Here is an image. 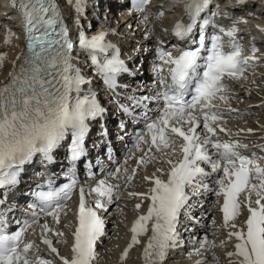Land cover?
Returning a JSON list of instances; mask_svg holds the SVG:
<instances>
[{
  "label": "snow or ice",
  "instance_id": "6c2138e0",
  "mask_svg": "<svg viewBox=\"0 0 264 264\" xmlns=\"http://www.w3.org/2000/svg\"><path fill=\"white\" fill-rule=\"evenodd\" d=\"M132 2L136 11L144 12L148 0ZM83 3L84 0H75L77 13H83ZM212 3L213 0H187L184 18L173 28L175 37L195 47L185 48L178 56L157 50L162 62L158 70L163 72V66H169L168 77L160 80L162 90L156 99L162 104L155 118L149 119L147 112L144 113L146 131L137 135L136 147L139 150L141 144H146L149 145L148 153L155 149L165 155L169 170L166 180L155 174L144 177L152 185L147 193H128L129 197L138 196L142 202L146 199L149 203L146 213L132 223L131 241L120 257L121 262L134 245L141 243L140 237L150 231L143 247V264H164L169 251L182 244L177 230L181 212L187 216V210L192 207L190 199L211 192L217 198L222 197L219 210L223 226L235 229L227 233L229 239L235 240L234 252L226 253L229 264H264V166L258 163L264 157L255 154L249 157L238 150L247 145L232 139L223 126V111L215 103H227L229 89L223 83L224 78H241L256 50L252 49L253 56L241 59L236 28L225 30L212 24L211 17L217 15L216 12L209 15ZM19 7L26 50L13 62L7 80L0 82V190L15 187L25 166L33 163L35 157L39 156L46 164L52 163L53 153L66 140L70 141L69 167L65 173L68 183L56 188L49 181L47 190L35 192L36 203L28 205L32 210L30 219H26L19 230L9 231L6 216L11 209H0V264H54L52 259L36 252L29 255L34 243L26 241L25 235L34 225L40 228L41 242L61 264H95L97 241L105 234V220L100 212H107L114 199H120L115 195L119 185L106 179L95 180L92 176L89 178L94 179V186L81 184L75 167L85 155L89 122L101 116L104 109L92 89L84 88L91 81L72 62L74 44L68 38L54 0H20ZM163 15L161 11L157 18ZM143 18L148 20V15ZM210 26L218 27L220 34L207 35ZM223 37L229 38L227 51ZM10 40L11 32L6 30L5 45ZM77 46L88 55L95 74L110 89L116 87L117 76L128 71L113 45L105 42L104 33L88 37L81 31ZM5 60L6 56L0 54V67ZM141 103L137 101L134 107H140ZM123 111L132 116L129 108ZM201 126L203 131H197ZM218 132L229 138L221 140ZM178 139L182 141L178 145L180 158L173 160L172 156L177 155ZM168 149L171 152L166 151ZM137 163L143 164V157ZM120 171L117 168L111 174L113 179ZM157 172L163 174V169L158 168ZM135 174L134 168L132 175L127 176L128 182ZM77 190L79 203L71 255L64 257L60 256L49 235L62 238L65 233L54 230L48 223L40 224L39 220L43 215L60 224L61 214L67 215V201ZM4 203L5 199L0 198V205ZM135 208L139 210L141 204L137 203ZM244 208L247 217L243 226H238L235 221ZM212 247L214 244L205 237L194 254L199 255ZM232 257L238 259L232 260ZM196 264L204 262L196 261Z\"/></svg>",
  "mask_w": 264,
  "mask_h": 264
},
{
  "label": "bare ground",
  "instance_id": "6f19581e",
  "mask_svg": "<svg viewBox=\"0 0 264 264\" xmlns=\"http://www.w3.org/2000/svg\"><path fill=\"white\" fill-rule=\"evenodd\" d=\"M261 3L258 4L261 8H264V0H260ZM64 11L66 12L67 10L70 9V6H71V0H64ZM6 4V3H5ZM7 9V8H6ZM144 15L145 13L144 12H140L139 15L137 16H133L127 20H125L126 23H128L129 21H132L133 20V25H134V22L137 24V28H139V30H137L138 32H136L137 34L139 33V35L142 37L141 39H139L138 41L141 42L142 39H144V41L148 42L149 44H152L154 43L157 39H160L162 41H165L167 42L168 44L167 45H170V43L168 42V39L169 37L172 36L171 34V27L170 25L168 24V22L166 20H163V18H157V20H155L156 22H152L151 19H153L152 16H149L148 15V20H144ZM117 17V18H116ZM127 16L123 15V14H115V18H114V21L113 23L115 25H117V23L119 21H123L124 18H126ZM123 24V23H122ZM109 30H106L105 32H110V31H113L114 29L112 27L109 26ZM249 28H251V26H249ZM6 30L7 31H10L11 32V40H10V43L5 45L4 43V37H5V34H6ZM128 30V31H127ZM129 30H131V28L128 29V27L125 26V29H123V27L117 31L120 32V35L122 36L123 35V38L125 36V34H128L129 33ZM127 31V32H125ZM152 31V32H151ZM18 32L17 31V27L15 25H12L10 24V22L8 23L7 21H3V23L0 25V54L2 55H5L6 56V60L3 64V67H0V82H5L8 78V73L10 71L13 70L12 68V65H13V62L16 61V58L17 56L21 55V53L23 52L22 50V47H21V43L19 42V35H18ZM151 33H155V35L157 36H151L150 34ZM136 35V34H134ZM150 35V36H149ZM115 36V34L112 36V38ZM107 37L109 38V33L107 35ZM125 41V40H124ZM264 61V60H263ZM255 65H258V66H254L255 68H248V70H252V71H258L260 73H263L262 76H259V82L257 84V82L253 81L252 78L250 77V73L249 71L248 72H245L244 75L239 78V79H235V81H240L242 82L244 85L246 86H252L253 88H256L257 91L258 90H261V94L264 95V67L262 65H259L257 63H255ZM133 70V68H132ZM149 72H152V70H149ZM150 84H154V77L152 76L153 74L150 73ZM231 81V80H230ZM236 84H233L231 85V82H227L226 86L227 88L229 89V100L231 103L229 104H232V106L234 107L235 104H239L241 107L240 109L236 110V111H232V112H229L227 109H224L222 110L223 111V114L225 116V122L223 123V126L228 130V133L231 134V137L232 139L234 140H238L240 142V140L236 137L240 136L242 133H240V130L241 129H244L245 127H249L250 129H255L256 131H252L250 132V136H247V137H257V136H263L262 134H264V106L262 105H258L256 106V108L254 107H251V106H247V105H244L243 102H252L253 100H256L253 98L252 94L253 92L252 91H249L244 85H241L240 88L239 87H235ZM258 85V86H257ZM232 86V87H231ZM257 86V87H256ZM153 88V86L151 87ZM146 92H144L143 94H145ZM141 94V95H143ZM242 99V100H241ZM259 100V99H257ZM243 103V104H242ZM264 103V102H263ZM246 113H249L248 115ZM254 113V114H252ZM243 115H245V117H243ZM248 118L252 119L254 118L255 120H258V124L257 126L255 125V123L252 121V120H248ZM254 120V121H255ZM253 122V123H252ZM257 123V122H256ZM238 130V131H237ZM199 132H202V128H200L198 130ZM98 135V133H96ZM235 134H239V135H235ZM218 136L221 140H227L229 138V136H227L226 134H221L218 132ZM93 138H97L99 139L100 137L98 136H93ZM108 140L110 141V144H107V145H114V146H117V143L115 142V139L113 136L109 135V138ZM244 140H241V143L243 142ZM94 142L96 143L97 141L94 140ZM262 146H264V141H259L257 140L256 141V145L259 146L260 143H262ZM240 143V144H241ZM92 144V143H91ZM144 149L145 147L142 145H140V148L139 149ZM137 147L136 145L134 147H132V149L130 148L129 151L127 152L126 155H122V158H129V153L133 152L136 156V158H138V152H137ZM239 151H241V149H238ZM116 151L118 152L119 151V146L116 147ZM166 151H169L171 152V149H168ZM177 151V150H176ZM253 152H257L255 151L254 149L251 150ZM241 153H247L246 151H241ZM156 156L158 157H164V158H167L165 155H163L162 153L160 152H157V154H155ZM177 155H175L176 157ZM156 157V158H158ZM174 157H172L173 159ZM105 160L103 161L104 163V167H106V172H110V175H106V180L109 182V183H112V184H116V183H121V187L122 188H125V189H120V188H117L116 191H115V195L116 196H119L120 199L119 200H115L113 201V203L116 204V213L117 215H122V219L120 220H123V227L120 226L119 224H117V221L116 220H113L111 217L109 218L108 216L111 215L110 213H112V210L114 209L112 207L113 203L110 205V208L108 206V211L107 212H104V214L108 217L106 220H107V229H108V232L112 230V233L110 234V236H112V238H115V234L118 236L116 230V225H119L121 228V231L119 233H122L123 236L125 237V239L121 242V243H118L116 241H118L117 239L114 240H111L109 243V245L112 244L111 247L115 246V244H117V248L114 247V249H117L115 251V260H116V264H126V263H123L124 261L126 262L129 257L132 256V253L134 255V252H133V248H131L129 251H128V255L127 257L123 260V262H121V255H122V251L125 250V247H126V244L127 243H130L131 241V232H130V226H129V218L132 214L131 210H134V207L137 203H140L141 205L143 204L141 199L138 197V196H134V197H129L128 193L130 192H134V193H137V192H143L145 189H146V185L148 183V181H145L144 180V176L145 174H150L149 171L147 170L148 166L145 165L143 167V170H141V168H139L138 170V173L135 174V176L133 177L132 181L131 182H128L127 180V176H129L130 173H132V165L131 164H126V163H122L120 162L119 165L117 167H115V163H110L108 162L106 159L107 158H104ZM147 163V161H146ZM158 166V165H157ZM117 168H120L121 171L120 173L117 175V177L115 179H113L111 173L115 172V170ZM104 172V174L106 173ZM29 174V173H28ZM103 175V174H101ZM99 176V175H98ZM25 180V177L22 176L21 177V180L19 182L20 184V188L23 187V182ZM129 185L130 187H127L126 186ZM95 196V194H93V197ZM213 198L216 199L217 197L215 195H213ZM198 199V202H196L195 200ZM203 199H208V194L206 193H202L200 196L198 197H195V199H191L190 201H192L193 205L196 203V206L194 207L195 208V213H200L201 215H205V213L207 212V207H203L204 205L201 204V208H197V205L198 203H201ZM214 199L212 201H214ZM125 203L130 205L131 208L127 211V212H121L120 210H118V206L119 204L122 206V204ZM72 207V205H71ZM111 207L113 209H111ZM127 207V206H126ZM204 208V209H203ZM122 209V208H121ZM136 209V208H135ZM215 209V212H211L212 215L214 217H216L215 219L216 220H221V217L219 216L218 214V210H217V207L214 208V203H212V210ZM70 205L67 204V215H64V214H61L65 217V220L64 222L68 224V219L70 218ZM115 210V209H114ZM113 210V213H115V211ZM141 210V208L139 209ZM211 213H207V216L211 215ZM125 214V215H124ZM119 218V216H118ZM126 219V220H125ZM199 220V219H197ZM61 221V220H60ZM203 221V220H202ZM223 221V220H222ZM217 223V222H215ZM214 223V224H215ZM61 224V222H60ZM60 224H56L54 221H50L49 222V225L50 226H53L51 228H53L54 230H58V231H63L65 233V236L63 237L64 239H68V232H66V229L61 227ZM212 224V223H211ZM58 225H60L59 227H57ZM201 225V224H200ZM208 226V225H207ZM206 226V227H207ZM222 226H223V222H222ZM214 227V226H213ZM224 227V226H223ZM202 229V228H201ZM226 230H228V228H225ZM212 231V230H210ZM208 231V232H210ZM216 231L217 233L221 232L222 230L220 228H216ZM40 232V231H39ZM207 232V233H208ZM203 233V232H202ZM226 234L225 235H222L221 238L223 239H229L228 238V235H227V232H225ZM190 237L195 235L196 233L194 232H190ZM220 235H218V237L215 238V235L213 236L212 238V243L213 241H217L220 239ZM122 236V237H123ZM53 238L55 241L57 240H60L62 242L60 243H56V244H59V245H64L63 244V238L61 237H53L51 235H49V238ZM205 237V234L203 233L202 234V237H200L201 239H203ZM119 238V237H118ZM232 240V239H231ZM34 243L36 242V239L33 240ZM190 241V239H189ZM233 244H229L227 246H225L224 248H228V249H222L223 252L220 254L223 255V260H229V258L227 257L226 253L228 252H234V244H235V240L233 239ZM192 243V242H191ZM120 244V246H119ZM189 246V245H187ZM216 246V245H214ZM220 246V245H219ZM110 247V246H109ZM108 247V248H109ZM107 248V250H108ZM122 248V249H121ZM199 248V247H198ZM37 250V246H36V243L34 244V247L32 249V251H35L36 253L38 254H41L42 257H49L51 258L52 257V254H46L45 252H39V251H36ZM106 250V249H105ZM110 250V249H109ZM183 249L180 250V252H182ZM96 252L98 253V261H97V264H100V260H101V257H99V255L101 254V250L99 248H97ZM137 252L138 254L136 255V258H137V261L136 263L137 264H140L139 262V257L141 255V251H140V245L137 247ZM172 252H175L174 250ZM204 251H201L200 253H202ZM219 252L216 253V255H220ZM104 255V254H103ZM107 255V254H106ZM215 255V252H212L211 254V259L208 260V257L204 260V264H228L229 262L228 261H223V262H220V263H210V262H213L212 258L213 256ZM105 257V256H104ZM116 257H119V258H116ZM133 257V256H132ZM218 258V256L216 257ZM168 259L170 260V264H175V263H178V262H184L185 264H190L191 260H195L197 259V255H193V252L192 253H188L186 255L182 254V259H180L179 261L175 260V257L174 256H169ZM232 260H237L238 258L237 257H232L231 258ZM197 260L195 261H192V262H196ZM111 262V261H110ZM55 264V263H54ZM56 264H61L59 263L58 260H56ZM106 264V263H105Z\"/></svg>",
  "mask_w": 264,
  "mask_h": 264
},
{
  "label": "rangeland",
  "instance_id": "374dc122",
  "mask_svg": "<svg viewBox=\"0 0 264 264\" xmlns=\"http://www.w3.org/2000/svg\"><path fill=\"white\" fill-rule=\"evenodd\" d=\"M117 18V17H116ZM137 24L134 22V27L137 29V26H136ZM138 28H140V27H138ZM128 31V30H127ZM127 31H125V32H127ZM131 31L132 30H129V33H131ZM134 34H136V32H134ZM125 37V36H124ZM128 37V36H127ZM251 77H252V80L255 82H257V84H258V82L260 81L259 80V76H262V75H260V73H257V75H255V74H253V75H250ZM241 84V83H240ZM258 86V85H257ZM256 86V87H257ZM248 87V86H247ZM239 88H240V86H239ZM250 88V90L251 91H253V95L256 97H259V99L261 100V101H263L264 100V95H262L260 92H261V90H258L257 91V89L256 88H253L252 86H250L249 87ZM242 100V99H241ZM243 104V103H242ZM245 105V104H244ZM256 106H258V105H256ZM256 106L254 107V108H256ZM262 106H264V104H262ZM252 119H254V118H252ZM255 120V119H254ZM257 123H258V120H255ZM145 153H148V152H145ZM145 153L144 154H140V156H142L143 157V159L145 160V161H147L148 159L149 160H151V166H155V167H160L161 168V166H163V163L162 162H164L165 160L164 159H161V161L160 160H155V158H154V156H152L150 153H148L149 155H145ZM142 157H140V158H142ZM135 160V163L136 164H138L137 163V161H139V159H137L136 160V158H135V156L134 157H132V158H129V160ZM145 163V162H144ZM136 164H134V168L135 169H137V165ZM147 165V164H146ZM158 165V166H157ZM133 168V169H134ZM116 204L115 203H113V205H112V207L115 209H113L112 207H111V209H113L114 211H115V213H113V210H112V213H110L111 215H109L108 217L110 218H112L113 220H116L117 221V224H121L120 226H122L123 227V225H124V223H123V220H120V219H122L121 217H122V215H117V213H116ZM127 206V207H126ZM122 208V209H121ZM131 208V206L130 205H128V204H126L125 205V203H123L122 204V206L119 204V206H118V210H120L121 212L123 211L124 213L125 212H127L129 209ZM125 215V214H124ZM118 216H119V218H118ZM197 219H199V220H197V221H195L193 224L195 225L196 224V227H201L200 229L201 230H204V232L205 233H207L208 231H210V230H214L215 229V226L213 227V223L211 224V221L210 220H208V221H206L205 219H203V217L202 218H198L197 217ZM203 220V221H202ZM201 224V225H200ZM202 224H205V227H202ZM119 225H116V232H117V234H118V236L115 234L114 236H115V238H112V236H110V234L112 233V230L107 234V238L104 240V242H102L101 244H100V246H99V248H100V250H101V254H100V257H101V261H100V264H116L115 262H116V260H115V251L119 248H117V244H115V246H113V247H111L112 246V244L111 245H109L110 243V241L111 240H114L115 241V239H117L118 241H116V242H118V243H121L124 239H125V237L123 236V234L122 233H119L120 231H121V228L122 227H120ZM208 225V226H207ZM207 226V227H206ZM196 229V228H195ZM212 231H210V232H212ZM196 233L197 234H199L200 233V235H201V232L200 231H196ZM213 234H217V233H215V232H212ZM208 234V233H207ZM199 235V236H200ZM123 236V237H122ZM199 236H198V238H199ZM119 237V238H118ZM123 239V240H122ZM223 241V240H222ZM122 244V243H121ZM191 244H193L194 246H191V247H189V250L191 251V250H195V249H197L198 247H199V245L198 246H196V244H197V241L196 242H192ZM110 246V247H109ZM119 246H120V244H119ZM109 247V248H108ZM114 247L115 248H117V249H114ZM223 248L225 247V246H222ZM221 247V248H222ZM107 248H108V250H107ZM133 249H136V252H137V245H134L133 247H132ZM222 248V249H223ZM106 249V250H105ZM110 249V250H109ZM122 249V248H121ZM222 249H220V246L218 247L217 245L216 246H214V247H212V251L214 250V252L215 253H218V252H222L221 250ZM224 249H228V248H224ZM211 250V249H210ZM211 251V252H212ZM133 252H134V255H133V253H132V256L131 257H129V259L125 262H123V263H126V264H137L136 263V252L133 250ZM211 252H206V254L207 255H210V253ZM104 254V255H103ZM107 254V255H106ZM186 255V254H185ZM105 256V257H104ZM217 257V255H215L214 256V259ZM221 257H223V255H219L218 256V259H216V260H214L213 259V262L212 263H215V262H217V263H220V262H225V261H228L229 262V260H223V258H221ZM116 258H119V257H116ZM180 259H182V254H180V257L177 259L178 261L180 260ZM230 259V258H229ZM111 261V262H110ZM223 262V263H224ZM182 263V262H181ZM211 263V262H210ZM229 264V263H228Z\"/></svg>",
  "mask_w": 264,
  "mask_h": 264
}]
</instances>
